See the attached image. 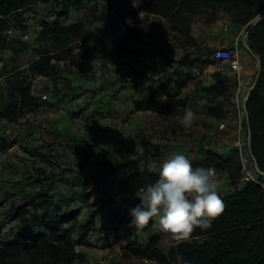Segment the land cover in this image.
<instances>
[{"label": "rangeland", "instance_id": "374dc122", "mask_svg": "<svg viewBox=\"0 0 264 264\" xmlns=\"http://www.w3.org/2000/svg\"><path fill=\"white\" fill-rule=\"evenodd\" d=\"M142 1L125 0L123 6L115 7L110 15L115 10L121 12L112 25H108L110 15L107 21L99 20L104 11L102 0L87 3V8H72L64 17L52 12L50 3H41L44 6L30 9V15L26 11V24L22 23L20 33L12 37L21 40L27 49L21 52L7 47L0 49V103L8 87L18 81L29 83L31 93L39 98L38 107L16 121L0 117V239L13 240L23 228L41 230L36 223L27 226L11 215L12 208L23 201L25 191L43 184L49 186L56 200L75 193L71 202L57 204L61 212L77 211L81 223L93 220L86 228L85 241L74 229L66 231L69 242L83 243L79 250L73 245L71 264H156L144 258L124 257L125 245L145 241L153 233L159 235L163 250L175 243L170 234L159 230L155 220L139 233L129 228L130 199L137 197V190H118L116 177L143 166L158 172L171 155L188 156L189 149L199 147L209 137V129L185 127L180 122L182 108L197 105L199 95L194 92L190 96L179 95L166 75L170 73L168 66L179 55L176 43L182 54L187 55L186 64L196 59L216 61L209 56L213 47L206 42L202 45L196 40L195 43L185 40L179 31L170 29L165 18L134 16ZM40 15L65 24L82 21L90 31L89 39L76 42L71 55L58 61L54 76L25 71L40 57L37 40L43 21ZM132 17L134 20H130ZM219 17L227 20L223 26L247 30L246 25L233 23L224 12H219ZM255 18L250 21L252 24ZM208 23L206 14L195 15L190 30ZM155 24L160 27L156 33ZM123 25L124 37L120 38L118 30ZM148 26L152 31L146 30ZM107 31L111 32L108 39L104 36ZM21 33H27L29 38L21 39ZM55 55L62 53L49 52L51 63L56 62ZM189 65L182 74L196 84L200 80L193 74L194 63ZM141 70L156 82H143L136 76ZM161 83L166 84L170 94L156 97L151 111L136 112L133 100L148 97L151 92L141 89L150 85L157 89ZM213 98L209 94L202 96L207 104ZM86 154L111 160L119 167L117 174L101 184L98 167L89 162L80 165ZM35 169H42L49 178L28 177ZM81 190L89 192L88 196L78 194ZM101 199L106 201L102 210ZM113 210L117 213L115 218L111 217Z\"/></svg>", "mask_w": 264, "mask_h": 264}, {"label": "trees", "instance_id": "16d2710c", "mask_svg": "<svg viewBox=\"0 0 264 264\" xmlns=\"http://www.w3.org/2000/svg\"><path fill=\"white\" fill-rule=\"evenodd\" d=\"M94 0H0V49L10 48L13 52L27 49L18 38L6 40L4 30L13 21L17 27H22V12L37 2L51 4V11L58 16H66L70 9L87 8V3ZM104 11L99 20L107 21L110 12L117 6H123L125 0H102ZM92 8V7H90ZM264 9L262 0H143L137 5L136 12H147L165 18L170 23L171 30H177L187 41L195 43L190 34V23L193 16L206 14V21L213 22L219 12L226 13L235 24L246 25L247 46L250 53L257 57L259 69L256 84L250 91L246 101L247 126L250 130V152L255 158L257 167L264 171V18L255 24L252 21ZM23 28V27H22ZM90 38V31L82 21L65 24L61 21H46L41 23L38 34L40 44L38 59L33 60L25 69L27 73L44 76H54L58 71V61L64 55H71L75 43ZM17 44H21L17 47ZM59 51L55 55L56 62L51 63L47 57L49 52ZM212 53V52H211ZM211 53L209 56H211ZM187 55L179 59V63L189 67L198 63L199 68L206 63L204 60H193L186 64ZM215 60V59H213ZM137 77L143 82L156 81L144 71H138ZM213 83L201 87L204 94L215 93L223 95V100L207 109V114L217 119L224 117L229 105V77L221 70L212 72ZM136 86L138 83L133 80ZM161 83L157 89L146 86L141 91L150 90L145 98L133 100L135 110H152L153 100L163 94H170ZM181 104L183 102L181 101ZM39 105V98L31 93L29 83L18 81L7 89L5 99L0 103V117L16 121L25 114L34 111ZM89 162L98 167L101 173L100 183L104 184L109 177L117 174L119 167L111 160L84 155L80 165ZM227 159L211 148L205 150L202 162H193V167H212L222 170ZM35 180L48 179L49 175L42 169L28 173ZM231 181L239 178V167L228 169ZM264 181V175H262ZM158 179V172L146 166L143 169L132 170L116 177L118 190L146 189ZM70 196H61L57 200L50 193L48 185H40L35 190L25 191L23 201L12 208V218L21 224L36 226L41 230L20 229L13 240L0 239V264H71L73 245L68 241L66 231L74 229L80 237H85L88 224L93 220L81 223L77 220V211L61 212L58 203L67 204L73 200ZM78 194L88 196L89 192L79 191ZM225 210L213 220L211 227L201 230L196 228L187 241H175L167 250L159 245V235L153 233L142 242L128 243L123 250L124 257L144 258L156 264H264V188L254 182H247L231 193L221 195ZM106 202L101 199V208ZM140 204L137 197L130 199L131 208ZM115 210V209H114ZM111 217L117 216L116 211ZM54 211V212H53ZM103 213L101 212L100 215ZM147 228V226L145 227ZM144 228V229H145Z\"/></svg>", "mask_w": 264, "mask_h": 264}, {"label": "clouds", "instance_id": "9594fccd", "mask_svg": "<svg viewBox=\"0 0 264 264\" xmlns=\"http://www.w3.org/2000/svg\"><path fill=\"white\" fill-rule=\"evenodd\" d=\"M195 113L185 109L180 122L190 127ZM140 204L130 210L129 228L138 233L155 220L160 231L175 241H187L196 228L211 227L225 204L217 191L216 171L212 167H193L184 154H173L158 171V179L137 190Z\"/></svg>", "mask_w": 264, "mask_h": 264}, {"label": "crops", "instance_id": "0c3cea01", "mask_svg": "<svg viewBox=\"0 0 264 264\" xmlns=\"http://www.w3.org/2000/svg\"><path fill=\"white\" fill-rule=\"evenodd\" d=\"M40 4L41 2H37L36 4L30 6L28 9L22 12V18H23L22 23L26 24L25 19L28 16V13L30 15V11H29L30 9H33L34 7H39V6L41 7L42 5L44 6V4L42 5ZM26 11H29V12L26 13ZM120 12L121 11L115 10L111 13L108 25H112V23L117 19V17L120 16ZM258 14L264 15V9H262ZM145 15L149 16V18L153 17V18H160L164 20L160 16H157L154 14H148L147 12H137L136 14H134V16H138L139 18ZM35 17H37V15H35ZM41 19L46 20V21L55 20L53 18H48L43 15L41 16ZM130 20H134L133 17L130 18ZM224 21H227V20L223 19V17H219L215 21L209 22L208 25H205L203 28L199 29L198 27H195L193 29L191 27L190 34L191 36L195 38L197 43H202V45L205 44L206 42L209 46L213 48L221 47V46H226V47L231 46L234 42V39L239 29H234L228 26L229 27L228 30H223L222 27H223ZM156 25L157 24L153 25V27H155V30H154L155 33L159 30L158 28H160ZM123 28H124V25L121 26L118 30L119 32L122 33V34L120 33L119 35L120 38L124 37ZM146 30L152 31V27L148 26ZM110 34L111 32L107 31L105 32L104 36H106V38L108 39V35ZM146 40L148 39L146 38ZM240 46H241V62L243 65L241 75L245 76L248 74L257 73L259 69V62H258L257 57L251 54L242 43L240 44ZM176 47L179 48L178 43H176ZM178 48L176 50H177V54L179 53V55H177V57L174 58L176 62H171L170 66H168L170 73L166 76L169 79V82L172 86L171 88H176L174 91L179 93V95L190 96L192 92L195 93L194 95L196 94L199 95L200 98H197V103H198L197 105H195L193 108L186 105L184 108H182L183 112L182 111L181 112L184 115L185 109L190 108L195 113L194 122L192 123L190 127H195L197 129H203V128L209 129V137L204 142H202L201 143L202 145H199V147L194 148L192 151L189 149V155L187 157L197 162H202L205 158V150L207 148H211L215 150L216 152L220 153L225 159H227V163L225 164L226 167L220 170V172L225 175H228V169L234 168L237 166L235 150L233 149L231 145V141L234 138V130H233L234 123L229 122L227 129L220 130L218 129V126H217L218 119L214 115L207 114L208 107L211 105L220 103L223 100L226 92L223 95L209 93V95L214 96V98L211 104H207V103H204L202 99L204 92L201 90V87L208 86L211 83H213L212 72L215 70H221L223 73H225L229 77V83H228L229 86H233L234 81H235V74L228 69V65L225 62L214 60L216 62H213V63L206 62L202 66V68H200L201 74L199 76H195L196 80H200V82H197L195 84L194 80L182 74V72L187 71L188 67L186 65L180 64L177 61L182 56H184V54H182L181 49L180 48L178 49ZM197 66H198V63L195 62L192 69H194ZM182 105L184 106V104ZM227 107H228V104H224V108H227ZM135 111L136 112H149L151 110H135ZM144 167L145 166H143L141 169H143ZM227 189H228V186L225 185V186H220L217 189V191L218 193L220 192L223 193L227 191ZM222 193L220 194L223 195ZM86 237L88 236L85 235V237H80V239H82V241H85ZM70 243L74 245L76 250H79V248L83 246V243L80 244L79 242H77L76 244L72 242Z\"/></svg>", "mask_w": 264, "mask_h": 264}, {"label": "built area", "instance_id": "2783aa9c", "mask_svg": "<svg viewBox=\"0 0 264 264\" xmlns=\"http://www.w3.org/2000/svg\"><path fill=\"white\" fill-rule=\"evenodd\" d=\"M228 28V25L223 26V30H228ZM16 32L20 33L19 27L12 21L3 33L7 38H12L15 36ZM247 35L248 31L245 30V28L238 30L231 46L216 47L213 49L210 56L212 59L225 62L228 65V69L235 74L233 86L228 87L230 90L229 105L224 117L218 119L217 126L218 129L225 130L228 128L229 122L234 123V138L231 141V145L235 150L237 166L239 167V178L236 181H231L228 175L215 170L217 189L220 186H228L227 191L223 193L220 192L223 195L231 193L247 182L257 183L264 188V181H262L261 178L262 175H264V171H261L257 167L255 158L250 152V130L247 126L246 112V101L250 91L256 84L257 73L245 76L241 75L243 65L241 62L240 44L242 43L247 49ZM19 37L21 39H27L29 35L27 33H21ZM193 74L199 76L201 74L200 68L195 67L193 69Z\"/></svg>", "mask_w": 264, "mask_h": 264}, {"label": "water", "instance_id": "95a60500", "mask_svg": "<svg viewBox=\"0 0 264 264\" xmlns=\"http://www.w3.org/2000/svg\"><path fill=\"white\" fill-rule=\"evenodd\" d=\"M260 18H264V15H260V14H258V16L255 18L253 24H255ZM247 49H248V51H250L248 47H247Z\"/></svg>", "mask_w": 264, "mask_h": 264}]
</instances>
